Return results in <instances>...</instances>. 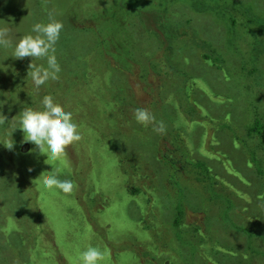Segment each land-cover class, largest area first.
Masks as SVG:
<instances>
[{"label":"rangeland","instance_id":"374dc122","mask_svg":"<svg viewBox=\"0 0 264 264\" xmlns=\"http://www.w3.org/2000/svg\"><path fill=\"white\" fill-rule=\"evenodd\" d=\"M49 12L61 72L37 89L46 58L11 55ZM0 27V264H79L90 245L103 264H264V129L247 128L264 122V0H0ZM46 95L80 125L67 167L11 135ZM54 163L76 187L41 199Z\"/></svg>","mask_w":264,"mask_h":264},{"label":"clouds","instance_id":"9594fccd","mask_svg":"<svg viewBox=\"0 0 264 264\" xmlns=\"http://www.w3.org/2000/svg\"><path fill=\"white\" fill-rule=\"evenodd\" d=\"M63 23L54 18L53 13H48V21L35 23L31 29V33L23 36L14 46L11 57L23 59L31 57L34 59L46 58L47 66H33L30 63V71L28 76L34 86L38 89L45 85L49 80L55 81L59 79L61 66L56 56V46L61 39ZM10 29L8 27H0V47L7 48L11 45V41L7 38ZM41 107L39 109L33 107L24 108L19 114V127L12 126L11 135L20 129L23 132L24 142H28L36 146L39 154L47 156L49 161H58L63 167H67L64 157L66 156V148L69 145L82 140V132L80 125L75 122L73 112L65 110L51 95L43 97ZM134 117L137 123L144 126L153 125V131L158 134L166 132V126L163 121L156 122L155 116L146 108H137L134 110ZM6 116L0 117V125H2ZM14 119V118H13ZM8 120V119H7ZM9 149L14 144H5ZM200 151V148H199ZM210 153V151H209ZM54 170L42 174L34 181L38 185L36 189L40 190L41 199L44 198L46 192L59 191L64 194H70L76 187L74 181L70 179H60V167L57 164ZM31 171V169H29ZM108 256V250H101L98 246H88L85 250L79 252V264H103Z\"/></svg>","mask_w":264,"mask_h":264},{"label":"trees","instance_id":"16d2710c","mask_svg":"<svg viewBox=\"0 0 264 264\" xmlns=\"http://www.w3.org/2000/svg\"><path fill=\"white\" fill-rule=\"evenodd\" d=\"M162 67H164V66H162ZM141 79L145 80V78H141ZM163 86H164V84H161V85L157 86V96L162 93ZM140 89L142 90V93H140ZM146 91L152 92L153 88H151L149 85H145V87H144L143 84H141V83L138 84V93L140 95H142V97L146 96ZM263 124H264V122L262 121V116L257 114V112H256L253 121L250 124H248V127H247L248 128V134L251 135L254 132V130H256V129L258 131H261L262 129H264V125ZM251 140H252L251 138L247 139L248 142H250ZM260 142H262L261 145H264V139L261 140ZM30 149H31V146H30V148L28 150H30ZM254 162L259 163V162H261V160L259 158L258 159H254ZM210 171L211 170H209V173H210L209 178H211L213 176L215 177L216 175L211 173ZM209 178H207V179H209ZM189 212L191 214H195V216L193 218H190L188 223L194 224L196 222H199L198 221V214L196 215V213H198V211H193V210L189 209L187 211V213H188L189 216H192L191 214H189Z\"/></svg>","mask_w":264,"mask_h":264}]
</instances>
